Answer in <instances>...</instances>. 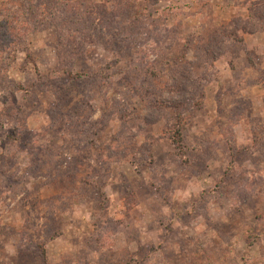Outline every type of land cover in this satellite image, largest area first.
Wrapping results in <instances>:
<instances>
[{
    "label": "rangeland",
    "instance_id": "rangeland-1",
    "mask_svg": "<svg viewBox=\"0 0 264 264\" xmlns=\"http://www.w3.org/2000/svg\"><path fill=\"white\" fill-rule=\"evenodd\" d=\"M20 9L49 16L0 73V264H264V0Z\"/></svg>",
    "mask_w": 264,
    "mask_h": 264
},
{
    "label": "trees",
    "instance_id": "trees-1",
    "mask_svg": "<svg viewBox=\"0 0 264 264\" xmlns=\"http://www.w3.org/2000/svg\"><path fill=\"white\" fill-rule=\"evenodd\" d=\"M14 4V5H13ZM4 8L0 10V47L2 49V54L0 58V73L2 74L4 72L2 64L9 60L11 54L9 52H14L18 47H23L28 50V47L25 44V38H27L28 35L33 34L34 32H37L36 26H40L41 24H44L48 16L47 14H38L36 15L34 13L35 10H32V12H29L28 14L23 13V11L20 9L22 5V0H10L6 2ZM52 15V14H51ZM7 40V41H6ZM25 40V41H24ZM39 74V78H44V75H42V72L37 70ZM63 72L68 76H75L78 75L77 72H73L72 70H69L68 68H64ZM84 75V73H83ZM7 92L5 90L4 94ZM2 94V95H4ZM7 95V93L5 94ZM4 95V96H5ZM6 97V96H5ZM8 98V97H7ZM163 104L171 105L169 107L178 109L179 106L177 105V101L173 102H167V100H162ZM176 125H178L177 130L173 133V141L177 148H180V146L183 143V136H182V125L181 118H178L176 120Z\"/></svg>",
    "mask_w": 264,
    "mask_h": 264
}]
</instances>
